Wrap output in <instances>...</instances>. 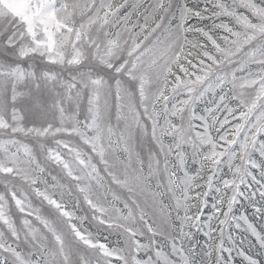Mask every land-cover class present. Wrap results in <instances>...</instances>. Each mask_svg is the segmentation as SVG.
Here are the masks:
<instances>
[{"label": "snow or ice", "instance_id": "obj_1", "mask_svg": "<svg viewBox=\"0 0 264 264\" xmlns=\"http://www.w3.org/2000/svg\"><path fill=\"white\" fill-rule=\"evenodd\" d=\"M257 220L264 0H0V264H236Z\"/></svg>", "mask_w": 264, "mask_h": 264}, {"label": "rangeland", "instance_id": "obj_2", "mask_svg": "<svg viewBox=\"0 0 264 264\" xmlns=\"http://www.w3.org/2000/svg\"><path fill=\"white\" fill-rule=\"evenodd\" d=\"M256 223L260 226H264V222L260 220H257ZM194 242L200 245L201 255H203L205 250L204 238L197 234V238ZM225 245L232 248L236 264H244V258L236 252L237 248L243 249L250 256L256 257L260 261V264H264V249L255 243L254 238L250 234L237 233L231 240L226 239ZM204 264H208L207 260L204 261Z\"/></svg>", "mask_w": 264, "mask_h": 264}]
</instances>
